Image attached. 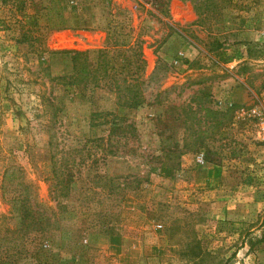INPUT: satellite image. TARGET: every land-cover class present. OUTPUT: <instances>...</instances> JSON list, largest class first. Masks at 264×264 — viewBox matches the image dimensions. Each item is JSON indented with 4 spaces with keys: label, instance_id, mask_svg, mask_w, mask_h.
<instances>
[{
    "label": "rangeland",
    "instance_id": "1",
    "mask_svg": "<svg viewBox=\"0 0 264 264\" xmlns=\"http://www.w3.org/2000/svg\"><path fill=\"white\" fill-rule=\"evenodd\" d=\"M50 4L0 0V264H264V0H209L207 14L190 1L68 0L85 31L45 30ZM36 20L19 34L16 21ZM136 43L142 71L119 76ZM103 49L114 70L101 84H143L137 109L58 82L98 79ZM71 51L91 70L76 74ZM105 114L123 127L108 143L90 126ZM52 154L70 166L68 209L49 193ZM10 166L56 213L52 240L24 237L19 206L3 201Z\"/></svg>",
    "mask_w": 264,
    "mask_h": 264
},
{
    "label": "trees",
    "instance_id": "2",
    "mask_svg": "<svg viewBox=\"0 0 264 264\" xmlns=\"http://www.w3.org/2000/svg\"><path fill=\"white\" fill-rule=\"evenodd\" d=\"M67 1L59 0L57 3H54L51 0V4L47 7L46 10V24L44 26L45 30H87L86 27H82V21L79 19L78 7L72 8L71 15L67 16L65 14V5L68 6ZM169 1V0H167ZM179 1H190L194 5V8L201 13L207 14V7L209 0H179ZM71 6H74V3L70 1ZM204 4V5H203ZM55 14V21L50 19L52 14ZM16 28L19 31V34L28 35L37 33L38 30L41 29L39 26V21H31L26 24L21 23L20 21L15 22ZM122 46H127L125 43ZM129 46V45H128ZM107 48V47H105ZM130 52L132 53V57L128 66L125 65L118 69L120 72L119 76L122 75L127 69L128 72L134 71L135 74L142 71L143 68V60L141 59L140 48L138 43L133 46H129ZM70 55V59L72 61V70L75 71L76 74H83L90 69V57L88 52H64ZM108 53L107 49H103L102 51L97 52V60H96V70L95 72L101 73L98 79L93 81L92 83H70L67 82L69 77L63 76L58 77V82L63 83L65 86L73 87L78 90L81 95L85 92L93 91L94 89H103L110 88L114 92L118 100L119 106L124 108L125 110H134L140 107L144 103V98L141 94V87L143 84H139L135 82L134 84L129 83L126 76L122 79V84L116 82V79H112V83H108V85H102V80H107L110 77V73L114 70L113 67L109 70L108 63L104 60L105 54ZM130 68V69H129ZM133 74V73H132ZM123 93V94H122ZM126 93L128 98H122ZM95 117H99L95 115ZM105 121L101 123H96V119H90L92 128H105V132H108L106 137L99 138L97 142H105L108 143L113 136L114 130L118 131L119 128L123 129L120 119L117 117L111 116L110 114H105ZM108 117H111L109 120ZM118 120V121H117ZM132 128V127H131ZM52 139V138H51ZM53 141L49 143V147L52 149ZM55 155L52 154V178L50 180L49 188L51 199H53L56 203V209H68L69 202H72V198L69 191V183L71 182L69 179L70 171L68 164H66L65 170H60V166L56 165V161L54 159ZM22 171L19 167L10 166L8 167L3 175V186H2V199L7 203H14V205L19 206V211L21 214V222H20V230L23 231L24 237L30 238L31 232H36L41 237V241L52 240L51 233H49L52 229V223H49L50 218L55 216L54 211H49L45 208H41L36 204L35 200V191L31 185L26 183L21 178ZM21 175V176H20ZM60 176H65L64 179H61ZM24 181V182H23ZM16 183V184H14ZM64 189L66 191H64ZM55 213V214H54ZM54 224V223H53ZM29 236V237H28ZM54 237V235H53ZM40 240L38 242L40 243Z\"/></svg>",
    "mask_w": 264,
    "mask_h": 264
},
{
    "label": "built area",
    "instance_id": "3",
    "mask_svg": "<svg viewBox=\"0 0 264 264\" xmlns=\"http://www.w3.org/2000/svg\"><path fill=\"white\" fill-rule=\"evenodd\" d=\"M253 113H255V112L253 111ZM260 131L262 133L264 132V122L260 123ZM196 161H197V163L202 164L204 162V155L203 154H198L197 157H196Z\"/></svg>",
    "mask_w": 264,
    "mask_h": 264
},
{
    "label": "crops",
    "instance_id": "4",
    "mask_svg": "<svg viewBox=\"0 0 264 264\" xmlns=\"http://www.w3.org/2000/svg\"><path fill=\"white\" fill-rule=\"evenodd\" d=\"M233 126H234V124H233ZM263 141H264V137H263ZM237 210V211H236ZM232 209V214H236V212H238V209ZM241 211L244 213V209H241ZM230 214H231V212H230Z\"/></svg>",
    "mask_w": 264,
    "mask_h": 264
}]
</instances>
